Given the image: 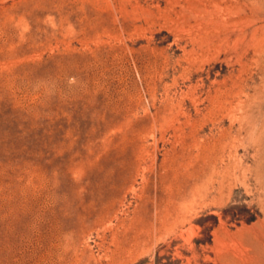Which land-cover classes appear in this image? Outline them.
<instances>
[{
    "label": "rangeland",
    "instance_id": "rangeland-1",
    "mask_svg": "<svg viewBox=\"0 0 264 264\" xmlns=\"http://www.w3.org/2000/svg\"><path fill=\"white\" fill-rule=\"evenodd\" d=\"M0 264H264V0H0Z\"/></svg>",
    "mask_w": 264,
    "mask_h": 264
}]
</instances>
